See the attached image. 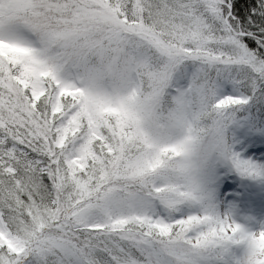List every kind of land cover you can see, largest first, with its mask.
Wrapping results in <instances>:
<instances>
[{
	"label": "snow or ice",
	"instance_id": "obj_1",
	"mask_svg": "<svg viewBox=\"0 0 264 264\" xmlns=\"http://www.w3.org/2000/svg\"><path fill=\"white\" fill-rule=\"evenodd\" d=\"M122 60L132 95L93 93ZM99 60L100 67H94ZM214 109L217 151L233 125L264 136V0H0V264H264L250 231L197 200L177 145L142 131L135 98Z\"/></svg>",
	"mask_w": 264,
	"mask_h": 264
},
{
	"label": "rangeland",
	"instance_id": "obj_2",
	"mask_svg": "<svg viewBox=\"0 0 264 264\" xmlns=\"http://www.w3.org/2000/svg\"><path fill=\"white\" fill-rule=\"evenodd\" d=\"M230 147L240 158L264 166V136L233 125L229 130ZM198 206L250 231L264 229V175L253 178L237 170L232 161L215 151L190 176ZM196 203V201H195ZM233 256L243 258L244 249L236 246L232 255L214 253L208 264H234Z\"/></svg>",
	"mask_w": 264,
	"mask_h": 264
},
{
	"label": "clouds",
	"instance_id": "obj_3",
	"mask_svg": "<svg viewBox=\"0 0 264 264\" xmlns=\"http://www.w3.org/2000/svg\"><path fill=\"white\" fill-rule=\"evenodd\" d=\"M99 60L94 67H100ZM93 93L127 98L132 95L129 79V69L122 60L103 61L100 78L90 85ZM137 113L139 126L145 135L158 147L177 145L180 148L179 157L165 161L169 169L184 171L191 176L193 171L217 151L219 128L215 117L211 115L214 109L196 105L195 114L191 119L184 118L176 104L160 106L153 92L145 90L138 94L133 105Z\"/></svg>",
	"mask_w": 264,
	"mask_h": 264
},
{
	"label": "trees",
	"instance_id": "obj_4",
	"mask_svg": "<svg viewBox=\"0 0 264 264\" xmlns=\"http://www.w3.org/2000/svg\"><path fill=\"white\" fill-rule=\"evenodd\" d=\"M229 136H230V135H229ZM194 194H195V196H196L195 191H194ZM197 203L199 204L200 202H197V200H196V203L193 202V203L190 204V205H184V206H182V210H187V211H200L201 208L198 206Z\"/></svg>",
	"mask_w": 264,
	"mask_h": 264
},
{
	"label": "bare ground",
	"instance_id": "obj_5",
	"mask_svg": "<svg viewBox=\"0 0 264 264\" xmlns=\"http://www.w3.org/2000/svg\"><path fill=\"white\" fill-rule=\"evenodd\" d=\"M260 208H262V207H264V202L262 203V204H260V206H259Z\"/></svg>",
	"mask_w": 264,
	"mask_h": 264
}]
</instances>
